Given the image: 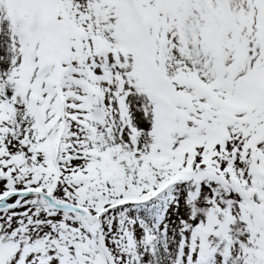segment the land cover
<instances>
[{"label":"snow or ice","instance_id":"1","mask_svg":"<svg viewBox=\"0 0 264 264\" xmlns=\"http://www.w3.org/2000/svg\"><path fill=\"white\" fill-rule=\"evenodd\" d=\"M0 264H264V0H0Z\"/></svg>","mask_w":264,"mask_h":264}]
</instances>
